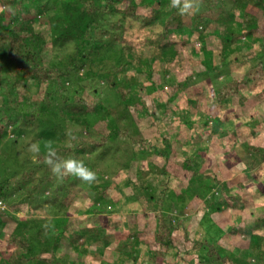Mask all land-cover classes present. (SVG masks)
Listing matches in <instances>:
<instances>
[{
    "label": "trees",
    "instance_id": "16d2710c",
    "mask_svg": "<svg viewBox=\"0 0 264 264\" xmlns=\"http://www.w3.org/2000/svg\"><path fill=\"white\" fill-rule=\"evenodd\" d=\"M196 1L202 4H215L219 0ZM228 1L231 7L226 17H216L211 14L209 16L204 13L196 19L199 24L203 26L206 24L210 31L199 32L198 38L202 46L198 48L191 39L181 42L170 39L171 26L178 14L177 9L170 7L171 0H0L4 8L0 10V89L4 88L2 93L4 96H0V157H13L16 159L15 164L19 161L23 166L22 170L14 172L12 176H10L11 173L15 171L12 167L4 166L8 175L0 171V236L8 235L7 245L10 248L6 251L8 258L0 261V264H63L61 259L57 258L58 247L62 241L73 246L72 249L78 255L86 254L92 244L100 243L104 250L112 252L124 261L130 259L133 264H164L169 259H171V264H179L178 261L183 257L179 258L171 251L174 249V243L180 242L175 238L183 233V238L189 239L184 221L175 220L176 215L168 211L172 207L180 211L184 209L187 203L191 202L187 200L196 194L194 187L199 186L202 180H211L212 184L219 187V192L224 194L227 202H232L235 206L245 205L243 194L228 193L229 182L200 174L206 167L205 165H211V163L208 165V161L205 165L204 162L200 163L201 168H187L192 173L188 186L182 191V196L174 200L176 203L181 202L182 207L174 203L169 206L165 205V201L168 202L165 197L170 190L169 177H171L167 165L159 167L149 163L146 168L135 170L133 176H126V186L135 190L132 197L118 191L121 187L118 183H108L106 180L90 183L96 189L99 200L106 202L109 210L108 216L102 214L99 209L102 202H97L91 211L88 209L97 217V222L91 225L79 224V220L71 219L72 217L65 218L58 223V227L45 225L35 215V212L42 206V199L39 194L31 193L27 188L33 180H37L35 172L38 171L41 178H38L36 189H39L38 192L48 190L53 194L52 201H48L47 204L55 205V202H58L68 207L71 205L69 200L71 194L75 190L74 181L79 178L66 176L61 179L54 176L43 160L49 149L56 150L63 158L73 157L82 160L90 170L94 171L95 165L88 160L90 157H95L97 151L113 152V155L118 156L123 152L120 147L124 148L129 144H143L140 137L141 131L137 127L138 123L147 117L146 114L155 122L157 117L154 111L157 105L154 100V103L151 102L152 99L149 97L139 98L138 91L140 88H146L150 96L160 92L161 89L152 80L153 66L158 62L160 63L158 73L161 77L163 75V83L169 84L174 80L172 79L174 76H168V70H171L172 65L182 63L200 52L210 56L211 61L200 63L206 70L196 74L195 77L196 79L197 77L210 78L209 74L214 73L216 69L209 66L211 62L216 61L214 53L218 52V59L222 63L233 52L234 46L241 43L244 38L256 37V33L263 36L257 51L264 53V26L259 23V11H264V0ZM114 14L121 17L116 21L119 26L113 31H106L108 35L118 37L123 33L126 34L129 24L139 25L137 27L141 31L156 32L152 44H155L157 49H154L153 54L147 59L146 87L143 83L130 82L126 76L130 66L137 68L144 64L142 54L137 56L135 53L134 48L139 47L136 44L127 43L118 49L108 41L107 44L104 43L94 33L105 27L106 23L101 27L100 22H108L107 17ZM184 34V30H180L182 39ZM186 34L191 36L194 32L188 30ZM45 50L52 55L54 53L53 58L58 61L55 59L47 61L44 57ZM240 50L242 49L239 48ZM60 53H67L66 57L61 58ZM118 56L120 58L117 60ZM253 59L256 64L248 67L243 79H233L214 92V98L219 107L224 103H227L231 109L233 107V110H229L230 113H225L229 120L238 116V111L246 103L241 86L260 85L264 82V63L257 60L256 54ZM116 63L117 65L114 66ZM177 76H182V72H178ZM100 84L102 88L98 89ZM187 87H190L188 80L184 83L173 84L174 91ZM27 91L30 98L25 95ZM89 91L91 92L88 93ZM260 95L264 96V88ZM112 99L119 103L115 107L118 116L108 119L111 114H105L95 125V128L100 125L97 128L99 134L91 132L90 130H94V127L87 118L98 114L102 105L111 102ZM172 103L173 99L169 98L166 105L171 106ZM24 104L27 107H25L24 114L12 120L18 115L16 110L19 107L21 109ZM241 112L244 117L243 110ZM189 113V109L184 110L183 116L187 117ZM121 117L128 121L123 127L120 125ZM204 118L201 120L208 125L207 129L212 128L209 133L216 131L217 122L220 119L209 123L210 120L205 116ZM21 121H27L28 125H21ZM67 125L78 127L80 131L76 132L67 128ZM11 127H14L12 131ZM132 131H134V137L129 136H133ZM34 134L38 135L40 143L36 146L38 151H32L33 166L29 167L26 155L29 144L24 146L20 141L30 140ZM137 135L140 138L134 139ZM240 136L243 137L238 135L239 138ZM162 138L161 142L165 148L153 147L152 151L163 158L167 164L174 154V149L172 139ZM65 140H67L66 144ZM75 141L78 142L75 143ZM243 145L247 148L245 154L240 148ZM235 147L236 149H232L229 155L225 154L220 159H223V163L227 161L224 163L226 167H230V161L235 163L234 168L238 167L241 162V165L246 164L245 170L250 175H253L255 170L262 172L263 147L251 145L245 140ZM203 150L207 152L208 146ZM134 153V151L131 152L132 155ZM196 157L197 160L202 158L201 154H197ZM133 160L135 161V158ZM185 162V166H190L191 157L186 158ZM157 175L167 179L161 183L163 197L158 196L148 184L149 179ZM261 178V191L264 192V174ZM238 188L237 191L244 192L245 190L244 184L238 185ZM115 189L118 190L112 193ZM190 191L194 193L191 194ZM116 192L118 195H115ZM256 193L258 190H252L248 200H254ZM42 195L45 197V194ZM213 195L216 196V194ZM143 200L152 204L151 210L147 213L154 214L155 228L151 233L141 232L138 242L134 243L132 240L135 232L130 231L126 234L124 223L132 219L129 213L134 205L140 204ZM220 201L221 198H217L216 204ZM209 206L214 209V203H209ZM213 209L209 211L206 207L203 217L209 216L210 219ZM20 213H26L28 216L21 218ZM144 217L146 218V214ZM9 223L16 228H13L11 232H5ZM255 224V231L261 229V226H264V215L260 216ZM142 226L146 228L147 223ZM236 231L231 228V233ZM149 234L152 239L150 246L147 244L148 240H145ZM214 242L207 239L194 241L192 249L201 250L206 254L199 258L198 264L232 261L234 257L229 259L226 254L219 253ZM261 242L260 235H251L249 250L259 252L258 256L261 255V250H263ZM139 244L147 246L145 253L141 251ZM0 255L4 254L0 253ZM122 262L119 261L118 264ZM234 262L247 264L251 263V259L249 262H242L239 259ZM259 264H264V262Z\"/></svg>",
    "mask_w": 264,
    "mask_h": 264
},
{
    "label": "rangeland",
    "instance_id": "374dc122",
    "mask_svg": "<svg viewBox=\"0 0 264 264\" xmlns=\"http://www.w3.org/2000/svg\"><path fill=\"white\" fill-rule=\"evenodd\" d=\"M192 2L194 4V10L191 14H177V18L173 21L171 26L170 39L176 42L191 39L196 47L201 48L202 42L198 38L199 32L204 33V31H209V29L206 24L203 26L199 24V21L196 19L204 13H207L209 16L211 14L216 17H226L230 13L231 4L228 0H219L218 3L215 4H202L196 0H192ZM3 9V6L0 4V10ZM259 12V23L264 26V11L260 10ZM120 18L121 17L116 14L107 17L108 22H100L101 27L106 23L105 27L98 29L97 32L94 33L97 34V38H101L104 43L107 44L108 41L111 45L114 44V46L118 49L124 47L127 43L131 45L136 44L139 47L134 48L135 53L137 56L142 54L144 64L137 68L135 66H130L126 76L130 82H139L140 84L143 83L146 87V69L148 67L147 59L151 56V54H153V50L157 49L156 45L152 44L155 40L156 32L151 30L141 31L137 27L139 25L134 26L129 24V30L126 31V34L123 33L118 37L108 35L106 31H113L114 28H118L119 24H117L116 21ZM180 30H184L185 33L183 35V39L181 38ZM188 30H192L194 35L189 36L186 34L188 33ZM46 32L48 33V31ZM255 36L256 37L252 38H244L241 43L236 45L237 47L234 46L233 52H231L228 55L227 60L225 59L222 63L221 60L218 59V52L214 53L213 56L216 61L211 62L209 66L212 68L215 67L216 69L214 70V73L209 74L210 78H207L209 81L206 78L197 77L196 79L195 77L196 74L206 70L202 64L204 62L206 63L211 61L209 60L211 59L210 56H207L202 52L193 57H189L187 60L182 61V63L176 65L173 64L171 70H168V76H174V78H172L174 80L172 82L170 81L169 84L163 83V75L161 77L158 73L160 66V63L158 62L155 66H153L152 80L157 83V87L161 89L160 92L157 94L154 93L150 96L146 92V88H140L138 91L139 98L141 96L145 98L149 97L152 99L151 102L154 100L157 105V109L154 111L157 117L155 122L146 114L147 117L140 120L138 123L137 127H139V131H141L140 137L143 140V144H129V146L124 148L120 147L121 150L123 149V152H121L118 156L113 155V152L104 153L103 150H99L97 151L95 157H90L88 160V162L91 161L95 165L94 172L96 173V180L94 183L101 180H106L108 183H118L121 187L119 190H113L112 193L118 190L127 194L128 197H132L135 190L131 189L130 186H126L127 177H129V175L133 176L135 170L146 168L149 163L155 164L159 167L167 165L171 175V177H169L170 190L167 197H165L168 201L167 203L165 201V205L167 204L168 206L171 203L176 205L179 204L181 207L183 206L181 202L176 203L174 200L180 198V196H182V191H184V189L188 186L189 178L192 176V173H190L187 168H201L202 164L200 163L204 162L205 165L207 161L208 165L210 163L211 165H205L206 167L200 173L201 175L214 176L219 181L229 182L227 185L228 193L238 192L244 195L243 199L246 201L245 205L242 207L235 206L232 202H227V199L224 198V194L219 192V187L212 184L211 180H202L199 186L193 188L196 194L187 200L191 202L187 203V206H185L184 209L180 211L178 208L172 207L171 210L168 211L169 213L176 215L175 220L181 219L184 221V227L187 231L189 239L186 240L183 238V233L179 235L177 234L178 236L175 238L180 240V242H175L173 245L174 249L171 251H173L172 253L179 258L183 257L180 261H178L179 264L199 263V258L206 254L201 250H193L192 246L194 241H202L203 239L215 241L213 244L219 253L226 254L229 259L234 257L231 262L228 259V263L221 262L216 264H237L234 262L237 259L242 262H249L251 259L252 264L264 262V226H261V229H258V231H255L254 229L257 224H255V221H257L260 216L264 215V192L261 191V176L264 174V166H260L262 174L259 170H255L254 174L250 175V173L245 170L246 164L241 165L240 162L238 167L234 168L235 163L230 161V167H226L224 163H227V161L223 163V159L220 160L225 154L229 155L232 149H236L235 145H238L239 143L242 144L243 140L251 145L264 148V96L260 95L261 90L264 88V82L260 85L248 84L242 86L241 90L243 95L246 97V103L244 107L238 111L239 115L235 116L236 118L233 117L231 120H229V117H226L225 113H230L229 110H233V107L232 109L229 108L227 103H224V106L222 105L219 107L214 98L215 90H218L220 87L233 79H243L248 67L256 64L253 59L255 54L257 60L259 59L264 63V53H259L257 51V48L261 45L263 36H261L260 33H256ZM177 39H179V41ZM48 45L51 47L50 44ZM238 47L242 49L240 50L241 52ZM250 50L253 52H249ZM56 53L59 55L58 52ZM66 54L60 53V57L65 58ZM53 56L54 53L52 55V53H48V50L44 51V57L47 61L50 62V60L55 59ZM119 58L120 56H118L117 60ZM117 60H115V62H117ZM116 65L117 63L114 66ZM178 72H182V76H177ZM5 75H7V73H5ZM187 80L190 83V87L185 89L182 88L180 91L173 90L174 83H184ZM84 84L86 85L87 83L85 82ZM103 87L105 86L103 85ZM9 88H12V86H9ZM101 88L102 84L99 85L98 89ZM211 90L213 91L211 92ZM3 91L4 88L1 87L0 96H2ZM90 92L91 91L88 93ZM25 95L30 98L28 91L25 92ZM260 97L263 98L260 99ZM169 98L173 99L171 106L166 105ZM118 104L117 100L114 102L112 99L111 102H106L102 105L98 114L96 113L90 115L87 120L94 127V130L92 129L90 131H94L95 134H99L97 128H99L100 125L96 126V128L95 125L105 114H111L108 116V119L118 116L115 109ZM25 107V104L21 109L19 107V109L16 110L18 115L12 120H16L20 115H23L27 108ZM165 107L171 108L166 109ZM187 109H189L190 113L187 117H184L183 111ZM242 110L244 117H242V112L240 113ZM219 113L220 116H218ZM204 116L210 120L209 123L220 119V121L217 122L218 126L216 131L209 133L212 128L207 129L208 125L201 120V118L205 119ZM127 122V119L123 117L120 118L121 127L126 125ZM23 124L26 126L28 125V122L24 121L21 125ZM13 128L14 127H11L10 130L12 131ZM67 128H71L76 132L80 131L78 127H74L72 125H67ZM234 128L235 130L233 131ZM132 132L133 136H129L134 137V131ZM238 135H242L244 138L241 136V138H239ZM140 137L137 135L134 139ZM162 137L172 139V147L174 149V154L171 156V159L167 164L163 158L157 156L152 151L153 147L157 149L165 148L164 144L161 142V139H163ZM22 141L20 142L24 146L29 144L26 155L28 158V166L32 167V150L30 149L32 145H39L40 141L38 135L34 134L32 139ZM77 142L78 141H75V143ZM64 143L66 144L67 140H65ZM207 146L208 151L206 152L203 149ZM243 146L240 148L245 154L247 152V148L246 145ZM132 151L135 152L134 155L131 154ZM197 154H201L202 158L197 160ZM188 157H191V161L193 163L190 162V166H185V161ZM134 158L135 161L133 160ZM14 161H16V159H13V157L10 156L0 157V171H3L6 175H8L6 168L12 167L15 170L11 173L10 176H12L14 172L22 170L23 166L19 163V161L17 162L18 165L15 164ZM38 173V171L35 172L37 180H33L27 188L31 193L39 194L42 199V206L35 212V215L38 219L42 220L45 225L58 227V223L62 222L67 217H72L71 219L76 218L77 221L79 220V224L84 225H91L97 222V217L93 213H90L88 209L91 211L97 202L102 201L99 200L96 189L91 186L90 183L76 179L74 181L75 190L72 192L71 198L69 199L71 205L67 207L63 204H59L58 202H55V205H52L47 204V202L52 201L51 198L53 194L48 190H41L38 192L39 189H36L37 183L41 178V175ZM166 180L167 179L165 177L163 178L160 175L152 176V178L149 179L148 184L156 191L158 196L163 197V185L161 183ZM240 184H244V192L237 191L239 189L238 185ZM252 190H258V193L255 194L256 197L254 200L250 201L248 198L249 195H251ZM190 192L191 194L194 193L193 191ZM42 194H45V197H42ZM213 194H216V196ZM115 195H118V192H116ZM219 197L221 198V201L216 204V200ZM130 201L134 203L132 199H130ZM209 203H214V209L209 206ZM143 205L144 207L142 208ZM151 206L152 204H148L144 200L141 201L140 204H135L130 212L131 214L129 213V216L131 215L132 219H129L124 223V230L126 234L130 231L135 232L134 239L132 240L134 243L138 242L141 232L144 234L151 233V231L155 228L154 214L152 212L147 213V211L151 210ZM206 207L209 208V211L213 209L210 219L208 218L209 216L203 217ZM99 209L102 211L103 215L105 214L108 216L109 210L106 202H102ZM144 214H146V218L144 217ZM24 216L26 217L28 215H26V213L19 214V217L21 218ZM146 223L147 227L145 228L142 224L145 225ZM8 226L9 227H7L5 232H11L13 228H16L12 223H9ZM82 226L83 225H81V227ZM231 228H234L237 231L235 233H231ZM253 234L260 235L262 238L260 245L263 250H261L262 253L259 256V252H251V250H249V243L251 241V235ZM150 236L151 235L149 234V237H144L145 240H148V246H150L152 242ZM7 238L8 235L4 236V234H2L0 236V253L4 254L0 255V261L8 258L6 251H9L10 248L7 245ZM72 247L73 246L69 245L65 241L60 243L57 258L59 260L61 259L63 264H118L119 261L122 262L121 257L119 258V256H115L112 252L104 250L100 243L92 244L86 254L80 255L76 254ZM139 247L144 253L147 250V246L144 244H139ZM122 264H133V262L130 259H125ZM164 264H171V259L166 261Z\"/></svg>",
    "mask_w": 264,
    "mask_h": 264
},
{
    "label": "clouds",
    "instance_id": "9594fccd",
    "mask_svg": "<svg viewBox=\"0 0 264 264\" xmlns=\"http://www.w3.org/2000/svg\"><path fill=\"white\" fill-rule=\"evenodd\" d=\"M170 7L177 9L180 15L191 14L194 10L192 0H171ZM30 150L38 151L35 145H32ZM43 160L51 173L58 178L75 176L88 183L96 180V173L90 170L82 160L73 157L63 158L54 149H49Z\"/></svg>",
    "mask_w": 264,
    "mask_h": 264
},
{
    "label": "crops",
    "instance_id": "0c3cea01",
    "mask_svg": "<svg viewBox=\"0 0 264 264\" xmlns=\"http://www.w3.org/2000/svg\"><path fill=\"white\" fill-rule=\"evenodd\" d=\"M241 88H242V86H241Z\"/></svg>",
    "mask_w": 264,
    "mask_h": 264
}]
</instances>
